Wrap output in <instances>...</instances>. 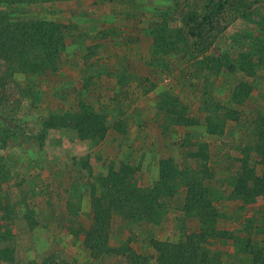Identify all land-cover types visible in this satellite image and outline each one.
Returning a JSON list of instances; mask_svg holds the SVG:
<instances>
[{"label": "rangeland", "instance_id": "1", "mask_svg": "<svg viewBox=\"0 0 264 264\" xmlns=\"http://www.w3.org/2000/svg\"><path fill=\"white\" fill-rule=\"evenodd\" d=\"M38 1L0 0V13L10 22L44 20L51 10L42 12ZM90 1L88 11L69 16L59 10L53 21L66 25V47L55 72L25 73L0 60V241L47 244L52 251L40 259L47 264H131L122 253L94 259L81 245L65 244L71 235L84 241L93 227L91 196L101 193L103 176L128 165L134 185L152 187L160 161L167 158L184 171L208 169L206 185L220 215L219 229L239 237L251 231L256 242L264 240L263 198H240V214L232 217L220 201L222 196L234 200L236 179L250 168L259 176L263 171L255 165L254 148L255 126L264 117V69L256 66L249 77L238 69V58L249 50V40L264 35L258 28V22L264 28V0H222L224 7L204 34L207 40L194 36L192 28L209 0ZM186 14H196L198 21L184 25ZM179 30L188 40L164 54L165 40L177 42ZM211 51L228 59L219 74L203 72L202 56ZM240 82L251 92L237 105L231 95ZM82 103L107 117L108 133L100 144L81 139L72 128L42 129L45 118L78 112ZM228 107L237 120L226 119ZM208 122H214L216 134H208ZM184 196L179 187L150 221L115 215L109 246L128 245L155 264L153 240L178 242L198 230L197 219L183 213ZM233 220L238 224L229 225ZM217 244L202 247L220 261Z\"/></svg>", "mask_w": 264, "mask_h": 264}, {"label": "trees", "instance_id": "2", "mask_svg": "<svg viewBox=\"0 0 264 264\" xmlns=\"http://www.w3.org/2000/svg\"><path fill=\"white\" fill-rule=\"evenodd\" d=\"M224 5L222 0H209L201 21L196 28L194 26L192 28L197 31L193 30L192 34L207 40L208 36L204 34L211 30L212 23ZM181 21L188 25L190 21H198V17L196 14H186ZM258 25V28L264 31L261 22H258ZM65 29L64 24L46 20L10 22L0 13V60L6 62L10 69L15 67L25 73L55 72L66 47ZM164 31L170 29L165 26ZM178 33L177 42L169 41V38L165 40V45L169 49L164 50V54L177 49L175 45L178 43H186L188 38L182 40L181 30ZM249 43V50L239 54L238 69L252 77L258 70L256 66L264 69V35L249 40ZM153 44H157L156 38ZM210 46L209 43L208 47ZM201 61L203 72L211 74H219L229 66L226 54L219 51L204 53ZM250 92L251 86L240 82L232 92V102L242 104ZM236 113L233 108H226V119L237 120ZM1 121L5 123L6 120ZM218 123L222 125V121ZM42 124L44 130L75 129L81 139H89L93 144H100L108 133L107 117L94 112L83 103L80 104L78 112L51 115L45 118ZM214 125V122H208V134H216ZM255 128L257 137L254 148L255 165L262 167V175H256L254 168L240 175L233 186V196L234 199L261 197L264 207V117L258 119ZM205 169L198 172L194 169L191 172L184 171L172 158L162 159L159 163V178L152 187L134 185L128 178L132 173V168L128 165L111 170L101 179V193L98 195L93 192L91 196L94 225L85 234L83 244L86 251L94 259L106 254L122 253L131 264H152L148 256L136 252L128 245L121 249L109 246L111 221L115 215L132 222L153 220L163 205L162 200L172 198L178 188L182 187L185 194L183 213L186 218L197 219L198 230L187 234L178 242L153 240L151 244L157 254L155 264H217L218 260L210 259L208 250L203 248L202 244L225 238L231 239L236 248L235 260L228 264H264L263 239L256 242L252 239L255 233L251 234V231L248 233L249 236L239 237L234 232L218 228L217 221L220 215L211 197V187L206 185V181L211 178L206 177L208 169ZM254 229L257 236L261 234L262 227Z\"/></svg>", "mask_w": 264, "mask_h": 264}, {"label": "crops", "instance_id": "3", "mask_svg": "<svg viewBox=\"0 0 264 264\" xmlns=\"http://www.w3.org/2000/svg\"><path fill=\"white\" fill-rule=\"evenodd\" d=\"M95 4V1L97 0H92ZM92 2L90 0H39L38 4L35 6L41 7L42 12H44V8H49L51 11L50 12H45V18H42L44 20H51L55 21L57 19V14H59V10H65L64 13L68 14L71 16L75 12H81L82 9L88 11L86 9L87 6L91 5ZM71 7L69 10L70 13H68L66 10ZM94 8H97V6H93ZM54 9V10H52ZM63 14V13H62ZM57 131H60V129H56ZM222 186H228V182L226 180H222ZM220 201L222 202V207L226 205V208H224V213L227 215H230L229 217H232L233 214L239 212L238 206L241 204L240 199H234L229 201L225 196L220 197ZM1 212V211H0ZM240 212L238 213V215ZM3 215V214H2ZM232 215V216H231ZM237 215V214H235ZM234 217H237L235 216ZM2 217V216H1ZM235 219V218H233ZM231 222H233L232 225H236V220L233 221H228V224L231 225ZM4 223V222H3ZM198 223V221L196 222ZM199 224V223H198ZM0 225L1 224L0 222ZM234 227V226H232ZM255 227H260L259 224L256 225ZM238 229L240 227L238 226ZM232 228V231L238 230ZM236 233V232H235ZM13 235L14 232L12 233ZM15 238V237H13ZM218 241L216 251H218L220 258V261H217V264H228L231 263L233 260L231 259L232 256L236 257V248L233 243V241H228V240H216ZM9 242H6L4 239L0 241V264H31V263H42L40 261L41 257L45 256L48 257L49 254L51 253L50 247H46L42 243H34V242H28L25 239H22L21 241L18 240V238L15 239L14 244L12 242L10 243L11 246L8 245ZM84 241L81 240H76L72 235L70 236V239L68 242L65 244L66 248L69 246L71 249H74L75 247H79L81 245L82 249L86 250L84 245ZM7 245V246H6ZM231 255V256H230ZM228 256L230 257L228 259ZM227 257V258H226ZM215 264V263H213Z\"/></svg>", "mask_w": 264, "mask_h": 264}]
</instances>
